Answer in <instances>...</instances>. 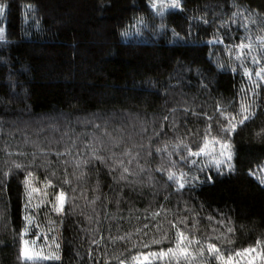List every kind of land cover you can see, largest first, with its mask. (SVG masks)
<instances>
[{
	"label": "trees",
	"instance_id": "obj_1",
	"mask_svg": "<svg viewBox=\"0 0 264 264\" xmlns=\"http://www.w3.org/2000/svg\"><path fill=\"white\" fill-rule=\"evenodd\" d=\"M151 2L0 0V264H134L174 247L181 222L227 256L264 247V91L251 104L241 50L225 47L250 44L248 68L264 64V0H180L163 15ZM232 117L235 171L219 175L200 148ZM187 149L200 154L185 164ZM29 173L67 194L59 260L20 258Z\"/></svg>",
	"mask_w": 264,
	"mask_h": 264
},
{
	"label": "snow or ice",
	"instance_id": "obj_2",
	"mask_svg": "<svg viewBox=\"0 0 264 264\" xmlns=\"http://www.w3.org/2000/svg\"><path fill=\"white\" fill-rule=\"evenodd\" d=\"M151 9H157L158 14L163 15L164 10L167 8H175L178 11H183V5L180 3V0H170V2H166V0H160L159 3H156L155 0L151 2L148 5ZM5 12V5H0V17L4 15ZM234 16L236 13L233 14ZM203 23L207 24L208 21L204 20ZM231 23H235L234 20L231 21ZM223 27V25L221 26ZM245 29V32H248V28L246 24L241 25ZM161 29L165 28V25L162 23L160 25ZM139 31V29H137ZM5 32L6 28H0V40H3L5 37ZM124 36H128V32L122 33ZM175 35V32H174ZM208 43H213V41H208ZM215 43L217 44H223L224 43V38H218ZM227 51L229 53V56H231V53L236 50V48H239L241 51L237 55L236 59L241 60L240 67L243 69V75L248 77V81L251 84V88L248 91L252 92V100L251 104H255L256 100L260 98V92L264 91V83H259L258 81L252 80V75L254 72V75L256 77H259L260 80H264V64H261L260 61L258 60L256 55H251V63L253 65H256L257 67L255 69L250 70L247 66V59H248V54H245L243 52V49L245 47H248L250 52H251V45H244L243 42H241L238 45H233L232 47H227ZM250 54V53H249ZM260 57L264 58V52L260 53ZM218 68H225V65L220 63L219 61L217 62L216 65ZM233 72H236L237 69L235 67L232 68ZM258 89L260 91H258ZM244 95L247 96V91L244 92ZM223 111H227V109H222ZM241 113H237V116H240ZM249 119L248 115H243L242 119L238 120V123L240 125H245L246 121ZM164 120L167 121L168 117L165 116ZM174 122H173V127H174ZM236 128H237V120L236 117H232L227 124V127L223 129L225 132V138H223L220 141H217L219 143V156L220 158H216L215 156L213 159L209 162V165H214L216 168V172L219 175L223 174V170L221 168L222 165L227 166V170L229 172L235 171V167L232 164L233 160V151H232V144L230 139L228 138V133L231 132L233 135L237 134L236 133ZM156 135V133H154ZM51 143V142H50ZM207 145L204 147L200 148V152H206ZM188 155H181L179 157V161L183 163H188L190 158L192 156L199 155L200 152L193 151L192 149H187ZM62 155L61 153H57V156ZM152 153L151 151H146L145 156H151ZM132 161L129 160V163ZM90 163V161H89ZM191 163L193 165L196 164L195 160H192ZM173 167L177 166L176 161L171 162ZM208 166V165H206ZM17 168L20 166L17 165ZM125 172L128 171L127 168L124 169ZM158 171H160L158 169ZM199 171H203V169H199ZM264 171V169H262ZM251 174V173H250ZM31 175V173H29ZM2 179V178H0ZM175 177L173 174L168 175V180L172 181L174 180ZM193 180H197L198 177H193ZM207 180L211 181L212 177L209 175L207 177ZM181 181L179 183V189H183L185 187V183L188 182L187 174L186 173H181ZM67 182V181H66ZM51 180L48 181V185L51 186ZM259 183L264 184V176L259 177ZM33 191H40V189H33ZM72 191H76V189H72ZM44 195H47L45 192ZM67 199V194L66 192L61 189L55 194V201L52 204L53 210L56 211L57 213H63L64 208H65V203ZM155 215V214H154ZM181 223H178L174 225L176 228L174 240H175V246L174 247H169L167 249H161L158 252H148V253H142L141 255H138L134 258V264H152L151 258H157V259H164L167 258V264H211L212 260H215L217 264H264V247H249L242 249L239 252L235 253L236 259L233 258L232 255H229L227 258H225L224 255L221 254L220 249L216 247L214 243H208L206 248L200 241H193L191 238L187 237L185 235V232L180 230L181 228ZM147 227V225H145ZM93 243H96L95 240H93ZM195 244L196 247L190 251V247ZM257 244L260 245L261 242L257 241ZM24 247L21 248L20 250V258H25V259H32L33 257H37L40 259H56L59 260V256L55 257H48V256H42L40 253L36 252H30V249L27 247V241H24ZM57 250L59 249V244L56 245ZM195 254V258H194ZM91 255V253H89ZM119 264H125V260L121 259L119 261Z\"/></svg>",
	"mask_w": 264,
	"mask_h": 264
},
{
	"label": "rangeland",
	"instance_id": "obj_3",
	"mask_svg": "<svg viewBox=\"0 0 264 264\" xmlns=\"http://www.w3.org/2000/svg\"><path fill=\"white\" fill-rule=\"evenodd\" d=\"M166 2H170V0H166ZM3 17L4 15L0 17V28H6V23L2 22ZM208 143L209 144L207 145L206 152H201L203 156L211 160L214 156L216 158H220L219 143L215 140H209ZM260 172L261 175L264 176V171H259V175ZM33 189H40V191H33ZM45 192L47 193V195H44ZM57 192L58 190L55 189L52 184L51 186H49L47 181L38 178L37 176L29 175L26 178L22 247L25 246L24 241H27V247L30 249V252L40 253L42 256L48 257L59 256L60 259L61 220L62 216L64 215V212L57 213L53 210L52 204L55 201V194ZM57 244H59L58 250L56 248ZM222 255H224L225 258L228 257L225 254ZM232 256L234 259H236L235 255ZM34 259L48 261L56 260L40 259L37 257H33L32 259L27 260Z\"/></svg>",
	"mask_w": 264,
	"mask_h": 264
}]
</instances>
